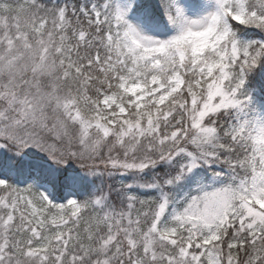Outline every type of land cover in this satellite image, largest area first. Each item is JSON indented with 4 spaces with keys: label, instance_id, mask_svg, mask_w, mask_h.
Wrapping results in <instances>:
<instances>
[{
    "label": "snow or ice",
    "instance_id": "1",
    "mask_svg": "<svg viewBox=\"0 0 264 264\" xmlns=\"http://www.w3.org/2000/svg\"><path fill=\"white\" fill-rule=\"evenodd\" d=\"M0 264H264V0H0Z\"/></svg>",
    "mask_w": 264,
    "mask_h": 264
}]
</instances>
